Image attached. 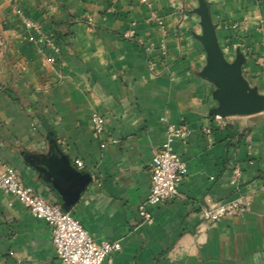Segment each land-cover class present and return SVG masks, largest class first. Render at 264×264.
<instances>
[{"label":"crops","instance_id":"1","mask_svg":"<svg viewBox=\"0 0 264 264\" xmlns=\"http://www.w3.org/2000/svg\"><path fill=\"white\" fill-rule=\"evenodd\" d=\"M207 1L227 58L242 52L245 77L264 93V0ZM197 6L0 0V159L62 207L67 183L51 162L67 158L89 175L70 211L94 238L121 241L108 264H264V111L211 114L218 102L200 75ZM21 13L38 28L27 29ZM94 112L106 119L101 134ZM168 123L189 127L186 141L172 144L187 172L174 199L147 205L149 223L139 205ZM239 196L249 203L245 215L202 220L205 198ZM0 264H59L49 223L1 189Z\"/></svg>","mask_w":264,"mask_h":264},{"label":"built area","instance_id":"2","mask_svg":"<svg viewBox=\"0 0 264 264\" xmlns=\"http://www.w3.org/2000/svg\"><path fill=\"white\" fill-rule=\"evenodd\" d=\"M21 17L27 29L38 28L37 23L25 14L21 13ZM152 19L165 33L163 20L156 13L152 14ZM125 36L133 37L134 31H126ZM216 118L222 117L216 115ZM92 123L96 134H101L105 130L106 119L99 112L92 114ZM205 130L210 132L209 128ZM167 131L165 142L152 158L149 193L139 205L141 217L149 223L153 221V216L147 205L174 199L179 194V186L187 172V162L174 150L172 144L175 139L185 142L190 132L189 127L186 124L168 123ZM76 162L78 165L83 164L80 159ZM239 174V168H235V175ZM0 189L17 196L34 216L49 223L59 264H108L106 261L121 250L120 240L94 238L71 211L65 210L58 203L47 201L33 187L25 185L18 170L1 159ZM249 209V203L241 196L230 200L207 197L200 206V214L205 223L213 224L222 217L245 215Z\"/></svg>","mask_w":264,"mask_h":264},{"label":"water","instance_id":"3","mask_svg":"<svg viewBox=\"0 0 264 264\" xmlns=\"http://www.w3.org/2000/svg\"><path fill=\"white\" fill-rule=\"evenodd\" d=\"M194 11L199 15L202 27V32L196 37L206 51V63L200 75L214 85L213 97L218 102L211 109V114L223 118L264 111V93L251 85L244 75L245 55L238 52L233 60H229L221 47L208 1L198 0V6ZM51 163L54 167L59 166V171L67 183L61 184L63 190L61 194L64 195L63 208L70 211L71 206L87 187L90 176L75 169L64 157Z\"/></svg>","mask_w":264,"mask_h":264}]
</instances>
